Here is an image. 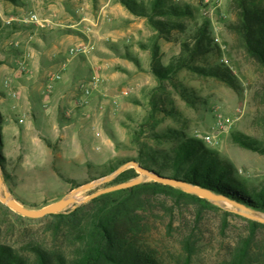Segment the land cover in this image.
Listing matches in <instances>:
<instances>
[{
	"label": "rangeland",
	"instance_id": "374dc122",
	"mask_svg": "<svg viewBox=\"0 0 264 264\" xmlns=\"http://www.w3.org/2000/svg\"><path fill=\"white\" fill-rule=\"evenodd\" d=\"M230 2L171 0L190 14L157 17L177 27L158 37L156 59L166 68L184 56V44L207 24L212 48L194 65L226 68L230 79L184 68L159 82L149 51L156 31L117 0H0V161L10 195L40 209L110 175L120 160L138 159L157 170L151 160L175 146L163 135L174 131L201 140L247 190L264 188V153L233 140L241 134L264 148V68L232 31L237 18ZM213 205L218 210L153 197L137 232L140 245L159 264H185L190 241V264H221L250 236L249 264H264V228L252 232L248 219ZM71 223L19 218L0 202V244L23 254L40 244L70 255Z\"/></svg>",
	"mask_w": 264,
	"mask_h": 264
},
{
	"label": "trees",
	"instance_id": "16d2710c",
	"mask_svg": "<svg viewBox=\"0 0 264 264\" xmlns=\"http://www.w3.org/2000/svg\"><path fill=\"white\" fill-rule=\"evenodd\" d=\"M117 1L132 15L145 17L148 25L156 31V34L151 38L149 51L152 72L159 82L163 79L171 80L177 71L184 68L223 81L230 79L226 68L213 69L194 65L195 59L203 56L212 48L207 24L199 28L192 44H184V56L175 58L173 63L166 68H161L156 62L159 52L158 37L177 27L169 22L159 20L157 17L189 15L190 12L187 8L174 6L171 0H151L148 5L138 3L136 0ZM230 8L237 18V21L231 25L232 31L240 37L247 54L264 68V0H231ZM142 47L146 49L145 46ZM1 124L2 115L0 113V146ZM163 135L176 140L177 143L169 152L157 156L156 159L152 158L151 161L157 163V167H159L157 170L142 165L138 159L130 158L120 160L116 166L109 169V173L129 161H135L151 172L184 180L223 195L254 211L264 213V188L247 190L232 177L231 170L225 162L206 148L201 140L186 138L178 131L165 132ZM233 140L245 149L264 153V148L247 136L234 134ZM136 176L135 169L130 168L120 173L111 182L116 185L130 181ZM159 195L192 202L201 209L218 210L209 201L187 194L178 188L154 181L143 182L132 188L100 195L77 206L69 213L62 212L46 216V218L55 220L68 218L72 221L69 227L70 231L66 236L73 239L74 250L70 255L40 244L26 246L24 249L26 254H23L11 246L0 244V264H159L156 257L140 245L137 234L140 225L143 224V219H146L145 215L149 211L148 205L153 197H159ZM82 213L83 215H81ZM224 213L239 217L231 213ZM14 215L22 217L15 213ZM246 221L252 232L257 228H264V225L258 222ZM250 241V236L243 239L233 250L231 258L221 264H249ZM186 251L187 256L184 263L190 264L193 254L190 241L186 242Z\"/></svg>",
	"mask_w": 264,
	"mask_h": 264
},
{
	"label": "water",
	"instance_id": "95a60500",
	"mask_svg": "<svg viewBox=\"0 0 264 264\" xmlns=\"http://www.w3.org/2000/svg\"><path fill=\"white\" fill-rule=\"evenodd\" d=\"M128 168H133L138 173V175L127 182H122L116 185L108 186L102 189L96 190L91 195L85 197V198H78V194L95 189L99 186H102L104 184H107L111 182L113 179H115L116 176H118L120 173L125 171ZM146 179H151L154 182L171 186L174 188H178L182 190L183 192L187 194L195 195L199 198L205 199L217 206L220 207H226L229 211L232 213L243 217L245 219L258 222L260 224L264 225V213L254 211L250 208L245 207L242 204H239L233 200H230L229 198L216 194L212 192L211 190H208L206 188L190 184L184 180L180 179H174L167 176H161L159 174H156L154 172H151L150 170L143 168L135 161H129L119 168H117L114 172H112L110 175L105 176L101 179L92 181L90 183H85L73 190H71L70 193L63 196L62 198L56 200L55 202H52L40 209H29L18 203L8 192L7 187L4 183L2 173H1V163H0V202L7 207L9 210L13 211L14 213L28 219H41L46 216L55 215L62 213L69 207H77L82 204H85L95 198H97L100 195L107 194L110 192H115L119 190H124L128 188H132L134 186H137L141 183H143Z\"/></svg>",
	"mask_w": 264,
	"mask_h": 264
},
{
	"label": "built area",
	"instance_id": "2783aa9c",
	"mask_svg": "<svg viewBox=\"0 0 264 264\" xmlns=\"http://www.w3.org/2000/svg\"><path fill=\"white\" fill-rule=\"evenodd\" d=\"M201 1H202V5L203 6H206V5H208V4L211 3V0H201ZM30 21L35 22V23H38L37 16L36 15H32L31 18H30Z\"/></svg>",
	"mask_w": 264,
	"mask_h": 264
}]
</instances>
